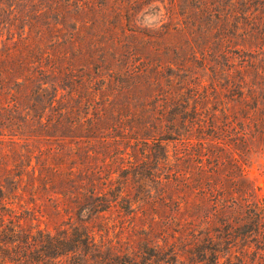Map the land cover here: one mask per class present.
Returning <instances> with one entry per match:
<instances>
[{
    "label": "rangeland",
    "instance_id": "1",
    "mask_svg": "<svg viewBox=\"0 0 264 264\" xmlns=\"http://www.w3.org/2000/svg\"><path fill=\"white\" fill-rule=\"evenodd\" d=\"M24 44L30 48L25 60L16 54L20 61L48 52L44 68H56L46 71L49 91L69 81L66 73L72 70L108 100L128 98L131 111L143 115L147 137L164 131L154 116L165 110L167 118L178 120L175 133L168 131L190 138V146L164 141L168 162L163 164L146 158L132 167L141 156L127 148L123 164L133 201L122 220L124 237L140 236L143 220L135 213L143 211L149 220L154 212L175 216V177L164 178L167 173L211 176L224 192L247 191L256 202L232 214L231 240H224L220 216L212 217L218 226L212 241L199 240L189 251L188 235L179 234L175 221L157 225L163 239L175 244L184 264H213L212 252L218 264H264V0H0V56L9 49L23 51ZM38 83L35 78L31 86ZM189 120L194 128L185 132ZM8 137L2 138L0 155L11 148L21 152L23 141ZM151 148L153 155L160 152ZM192 209L207 215L204 206ZM120 223L116 220V228Z\"/></svg>",
    "mask_w": 264,
    "mask_h": 264
},
{
    "label": "trees",
    "instance_id": "2",
    "mask_svg": "<svg viewBox=\"0 0 264 264\" xmlns=\"http://www.w3.org/2000/svg\"><path fill=\"white\" fill-rule=\"evenodd\" d=\"M29 48L24 44L23 51L9 49L0 56V143L4 136L23 141L21 152L11 148L0 155V264H184L175 244L165 242L157 227L165 220L175 221L179 234L188 235L187 251L199 240L212 241L218 229L213 216H220L224 240H231L236 229L232 214L256 204L251 193L224 192L211 176L180 178L178 171L164 177H175V216L154 212L149 220L145 212L135 213L143 220L140 236L137 241L124 237L122 220L133 201L127 193L129 170L123 164L127 148L141 156L132 167L146 158L163 164L168 162L164 141L190 146V138L187 133L184 138L171 134L178 120L167 118L165 110L154 116L164 131L147 137L143 115L131 111L127 97L122 103L108 100L72 70L60 87L67 89L65 94L59 95L57 87L49 91L46 71L55 73L56 68H44L48 52L35 55L34 61L15 58ZM34 62L38 65L32 66ZM35 78L39 83L32 87ZM190 121L183 131L193 130ZM150 143L160 152L153 155ZM245 183L242 179L240 187ZM197 206H204L207 215L193 213ZM115 219L121 222L118 228ZM212 254L213 264H218V254Z\"/></svg>",
    "mask_w": 264,
    "mask_h": 264
}]
</instances>
